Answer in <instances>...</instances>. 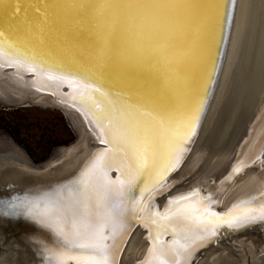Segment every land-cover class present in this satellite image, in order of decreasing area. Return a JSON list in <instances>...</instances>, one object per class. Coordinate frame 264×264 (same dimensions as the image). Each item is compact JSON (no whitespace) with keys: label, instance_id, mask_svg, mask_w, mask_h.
<instances>
[{"label":"bare ground","instance_id":"6f19581e","mask_svg":"<svg viewBox=\"0 0 264 264\" xmlns=\"http://www.w3.org/2000/svg\"><path fill=\"white\" fill-rule=\"evenodd\" d=\"M233 8L234 10L231 20V29L227 44L225 46L226 50L222 60V64L219 68V74L217 77L218 79L214 88L213 96L211 98V108L208 111L207 117L203 124V128L201 129L196 141H193L190 147V153L187 158L188 160L190 159V162L182 164V167H188L189 169L191 166L192 172L189 173L199 176L197 178L199 179L198 186L204 185L206 187V182L211 179L210 177L221 173L223 169L232 161L234 150L236 149L239 141L244 137L245 133H247V131L254 130L256 134L259 128H261V120H264V0H234ZM23 16V13H21V18ZM72 20L75 22H72ZM78 20L79 22L77 23L76 18H71V22L70 20H68V23L66 24H77V26H83V32L78 35V38L74 39L76 40V44L75 42H64L63 40L60 42L63 43L62 45L64 46L60 47L58 44H52V42H43L42 40L43 38H45V36H34L32 34L33 30L28 32L30 30L28 27V22L24 23L25 28L20 31V33L23 32V36H20V40H22L24 43H29L30 46H35L37 48L36 50H43L46 52V56L44 55L42 58L51 60L52 62L48 63L53 65V67H50L51 69L49 70V72H53L54 69L57 70V67L65 69L69 67H78L76 62L72 63L73 53L75 52L76 54H79V52H86V50L91 51V46L88 45L93 39L92 32L88 23L86 21L82 22L81 19ZM213 25L214 23H212V26ZM32 26L35 32H39V24L33 23ZM57 27H59V25L55 28ZM77 31L78 30H76V32ZM219 32L220 28L218 27L217 31L215 32L214 30H209L208 33L212 34V37H210V39L208 40V43L206 44L207 47L204 46L202 48V53L200 52L201 54H199L200 56L202 55V59L200 58V61L194 60L198 55L190 59L188 64L183 69L182 77L179 80V83H177L175 78H173L172 82L169 83L168 77L165 76V72L167 71L165 68H154L150 71L151 74L147 78L142 79V82L145 81L144 84H147L145 86V91L142 92L140 91V88H136L134 86L129 94L135 95L136 93L152 92L162 97L165 101H167L168 97L175 98L177 97V95H180L182 97L186 96L187 99L192 103H199L203 93L205 92L204 84L207 80L208 70L211 69V71H213V62H211L210 60V62L207 61L208 53L210 52L211 55L215 53L216 60L217 48L215 49V43L212 39L214 35H219ZM82 34L85 35L81 36ZM21 45L22 47H27L23 45V43H21ZM54 53L58 54L55 55ZM61 59L64 60L60 61ZM190 62H192L193 64H191ZM208 63L209 65H207ZM14 64L17 66H15ZM113 64V73L109 76V82H116L118 78H120V75H118L119 73H121L122 75L125 74L122 71L121 67L127 69L130 67H134L120 63ZM6 65H14L15 71L13 73L15 74V77L10 75L9 78L5 79L6 81L0 80L3 83L2 85H6L7 87L13 86L15 89H18L20 91L29 89L28 87L33 88L34 90L36 89L40 91H50L55 96V99H58L64 105L69 104L75 109V112L70 113L72 121L76 123L78 129H80L82 133L86 132L88 135H90L87 140L90 145L91 139L93 141L103 142V145L100 147L91 146L89 148V151L83 155L81 161L75 165L74 174L61 175L59 176V178L55 177L48 180L47 183H40L47 187H50L51 189H54L52 191L51 189L46 191V187H41L43 191H39V189L37 191H32L31 198L27 202V205L24 207L25 209H23V211L25 210V215L29 218H32L37 224L36 229H34L35 238L36 241L41 243L39 245L45 248L43 252L44 257L39 258L34 254L32 255L33 258H35L34 264H79L81 262L75 263V259L89 255L90 253L86 252L84 254H81L80 256H75V254L70 252L71 250H68L69 252L67 250H61L63 251L61 252L60 248L62 249L63 247L57 246V248H52L50 241L62 235L64 237V239L62 240L64 241V243L75 246L76 243H78L80 235H87V232L93 229L94 221L90 217V215L94 211L92 205L98 196H104L103 191H106L104 187V181L103 179H97L93 181L86 192L83 190V186L79 184L78 181L80 180L81 174L91 165L92 161L100 153H103L111 146L108 143L107 136L104 134L100 125L95 121L88 107L82 103L77 102V100H75L76 102L70 101V99L75 95L79 96L82 90L80 88L76 91L73 88L72 84L69 83V81H73V83H80L79 81H77V78L68 75L67 72H61L60 75H58V77L60 76V79H58L57 82H53V80H51L52 78L46 76H43V79H40L37 73H35L33 77L28 81L24 80L23 73L25 71V67H28V65H26L25 63L20 64V66L16 63L11 64V61L7 57V53L0 55V74H6V72L2 71L3 66ZM128 72H130V69L128 70ZM55 76L56 75H54V77ZM131 80L138 81L134 79ZM109 82H105V86L107 88L112 87ZM127 82H130V80H126V83ZM63 85H66L65 94L61 92V86ZM53 89H55L56 91H54ZM122 89L124 90H122L120 93L127 92L126 87H122ZM198 94H202L200 98ZM0 96L5 99L9 97L5 89L1 86ZM19 97L21 99H26L24 95H20ZM124 97L127 98L128 96ZM39 98H43V96H39ZM45 98L50 97H44L43 99ZM254 111L255 113L252 120H249L250 123L248 122L249 124L244 127L243 131L239 134L236 143L233 146L232 142L237 137L243 122ZM253 120L256 124L253 123L252 125ZM184 146L186 147V145H182L183 149L185 148ZM7 155L8 153L5 151L0 152V160L8 157ZM57 160L58 158H52L49 161V165L57 162ZM6 161L10 163L15 161L17 163L19 162L18 164L20 165H26L25 160L22 161L6 158ZM122 162L123 159L121 155H116L111 161V167L115 168V178L120 175V165ZM75 163L76 162H74L72 165H74ZM179 164L180 162L176 164V167H178ZM105 171L106 169L104 170V172ZM171 171L165 173L163 178L160 179L158 183H155L149 188L150 190H148V194L144 198H141L136 209L137 215H141L143 217L147 216V219L150 220L152 218L154 209L157 208V203L161 195L165 200L162 210H160L159 212L163 213L166 209H168L170 200H174L181 194H188L190 192L188 189L193 188V186L196 185V179L189 178L185 182L184 180L186 179V177H184L182 186L178 188L179 190H173L176 187L178 181L182 180L183 177H175L177 171L173 173H171ZM105 173L106 176H110L108 171H106ZM167 175L169 177L164 180ZM206 175H208V177ZM202 176H206L207 179L205 181L202 180ZM74 177L77 179V185H74L72 182ZM258 177V174L255 175L253 173H243L239 178H237L238 181H235L234 183L231 182L226 187L224 192L220 195V198L218 200L220 208H224L227 205L231 207L235 203V205H238V202L243 198L251 196L249 195L250 192L254 189L255 185L258 186L259 184ZM143 186L144 182L141 187ZM34 187H36V185H27L25 186V189ZM170 189H172L171 193H173L171 197H168V195L171 194L169 193ZM196 190L201 194V191L198 187L196 188ZM107 191H109V193H112L111 190ZM111 193L107 195L104 203L105 208L109 213L129 212L130 216L134 214L132 208H123V205L128 204L127 201L121 200V202L119 203V201L115 197L114 199L112 198L113 196ZM43 195H45V197H43ZM262 196H264V194ZM262 196L254 200L246 201H251L252 206L255 207L258 203L264 201V199L261 198ZM38 198L42 199V202L39 203L33 200ZM130 198L133 200L134 196ZM154 206L156 208H154ZM227 213L228 212H226L225 214ZM130 219L131 218H129V220ZM79 221H81L79 227H76V229H74V222L77 225ZM137 221L140 222V220H136V222ZM85 224L89 226L87 229L84 227ZM217 224L219 225L225 223L219 222ZM126 227L128 228V230L124 231V236L121 240V247L119 246L115 253L116 262L129 234V231L132 228V224H120L121 230ZM175 227L177 228V232L174 235L180 237L183 233V238L180 241H182L184 244L193 246H196L197 244L203 245L206 244L210 239V229H208L207 231L200 229V231H204L202 235L196 234L195 231L197 229H194L186 236L183 231H180L181 226L179 224L175 225ZM139 228L140 229H138L137 233L132 236L130 242L128 243V246L126 247V252L124 253L125 261L123 264H165L166 262L172 263L174 261V257L179 254L177 252H180V250L178 249L179 247L177 246V244H175L177 242V239H175L174 241L172 240L173 242L165 241L163 244L156 245L159 243L155 244L152 241L153 237L151 235H154V233L159 229H154L151 224L149 225V223L146 222H141ZM172 228L173 226L169 225L167 231L169 232V230ZM170 231L173 232L172 230ZM28 233L29 232H22L20 234V237L23 238ZM197 236L202 237V239H195V237ZM118 237L119 234L116 232L115 239L112 241V245L107 251L108 261L112 260L110 252H112L113 247H117L119 242ZM154 237L156 236L154 235ZM26 239L28 240L29 244L38 247V242L34 241V239L31 238L30 234L26 237ZM145 240L147 242L137 248L138 245L142 244ZM236 241L241 242L240 239L235 240L234 242ZM261 246L264 248V244ZM129 249L131 251H128ZM149 249H152V251L150 252ZM192 252L193 251L190 249L189 254L183 252V255H181L189 257ZM61 256L63 257V259H65V256H69V258L66 261L58 262V257ZM2 257H4L3 264H9L7 261V255L3 254ZM139 258L141 259L138 260ZM245 262L246 264H249V261H246V259ZM262 262H264L263 258ZM190 264H192V260L190 261ZM199 264H215L214 258L208 254V257L201 260Z\"/></svg>","mask_w":264,"mask_h":264},{"label":"snow or ice","instance_id":"6c2138e0","mask_svg":"<svg viewBox=\"0 0 264 264\" xmlns=\"http://www.w3.org/2000/svg\"><path fill=\"white\" fill-rule=\"evenodd\" d=\"M208 7L206 0H0V29L5 23L9 27L19 24L21 13L28 9L40 20H48L57 12L75 13L91 29V44L98 50L95 63L87 67H57L58 71L67 72L80 82L78 87L82 90L74 99L88 107L111 146L81 174L78 183L85 192L93 181L103 179L106 191L118 193L124 199L136 182L142 180V197L176 164L182 145L195 132L203 99L192 103L186 96L177 95L165 101L152 92L125 98L105 86L104 69L113 63L165 68L169 83L173 78L179 83L184 67L199 54L197 36ZM213 7L221 36L226 38L225 17L230 21L231 12L227 6L222 7L219 0ZM4 37L5 33L0 31V55L7 53L10 58L16 57L40 71L53 67L35 50L15 42L6 43ZM212 59V68H215V53ZM211 80L212 71L209 69L204 84L205 95ZM116 155L123 159L120 165L123 179L118 177L111 181L104 170L111 167ZM138 204L139 198L134 211ZM256 220H264V204L257 208L251 201H242L227 214L219 215L209 211L203 202L194 198L193 193L170 200L168 209L163 213L153 211L152 218H146L144 222L165 231L169 225L179 224L180 231L187 236L194 229L207 231L219 222L239 226ZM76 227L74 222L73 228ZM84 227L87 229L89 226L85 224ZM172 230L174 234L177 232L175 226ZM159 234L157 231L154 243H159ZM108 239L103 234V226L88 231L77 247L90 254L77 259L83 264H109V245L105 243ZM176 243L179 244L178 241ZM179 246L181 249L189 247L188 244ZM62 260V256L58 257V262Z\"/></svg>","mask_w":264,"mask_h":264},{"label":"water","instance_id":"95a60500","mask_svg":"<svg viewBox=\"0 0 264 264\" xmlns=\"http://www.w3.org/2000/svg\"><path fill=\"white\" fill-rule=\"evenodd\" d=\"M216 0H206L207 5L209 6L207 10L204 13V19L201 21L200 28H199V33L197 36V41L199 45V54L202 53V48L206 46L208 43V40L210 37H212V34L208 33L209 30H214L217 31V27L220 28L219 22L215 18V11H214V4ZM221 6H227L228 10L231 12V20H232V15H233V10H234V0H219ZM223 2V3H222ZM27 7V5H25ZM23 17L21 18V22L19 24L13 25L11 27L8 26L7 23L4 24V27L0 29V31H3L5 33L4 40L5 42H15L18 45L22 46L23 45L27 46L28 49L35 50V52L41 57L44 55L46 56L45 51H39L36 50L37 48L35 46H30L29 43H24L22 40H20V36L22 35L23 32L20 33L22 29L25 28L24 23L28 22L29 23V31H32V34L34 36L40 35V36H45L43 38V42L51 43L54 45H62L60 41L64 42H75L76 44V38H78V35L83 32V26L77 24L73 25H66L68 23V20L71 22V18H76L77 23L79 22L78 16L76 14H73L71 12H57L49 17L48 20H40L37 19V16L31 12L30 9L27 10V12H22ZM23 19V20H22ZM231 20L229 21L227 17H225V34L226 38L224 36H221V31L219 32V35H214L213 41L215 43V49L217 50L216 54V60L215 64L216 67L213 68L212 71V80L211 82H208L207 84V95H205V92L202 94H198L199 98L202 95L203 98V105L201 108L200 116H199V121L196 125V130L193 135H191L186 143V147L179 153L178 159L176 161V164L180 162L178 167H176V164L174 165L171 173L177 171L175 174L176 176L183 177L182 180H179L178 183L176 184V187L173 190H179L178 188L182 186V182L184 180V177L186 179L184 180L185 182L189 178H194L196 179L197 183L196 185L193 186V188H189L188 190L190 191L188 194H181L177 197L180 196H190L193 195L194 193V198L196 200H199L204 203V206L212 212H216L219 215L225 214L226 212H229L230 209L233 208V206L229 207L227 205L224 208H220V204H218V200L220 198V195L224 192L226 187L231 183L238 181L237 178H239L243 173H249V174H258V181L259 184L258 186L255 185L254 189L250 192L247 198H243L241 201L238 202L240 204L242 201L246 200H254L264 194V120H261V128H259L258 132L255 134V131L250 130L245 133L244 137L239 141L236 149L234 150L233 156H232V161L223 169L221 173L218 175H213L210 177L206 183L207 186L205 187L204 185L198 186L199 182L197 179L199 176L192 175L189 172H192V167L190 166V169L188 167H182L183 163H189L190 159L188 160V156L190 153V147L193 143L195 142L201 129L203 128V124L205 122V119L207 117L208 111L211 108V98L213 96L214 88L217 82V77L219 74V68L220 65L222 64V60L225 54V46L227 44L228 38H229V33L231 29ZM72 22H75L72 20ZM39 24V32H35L33 29L32 24ZM212 23L214 25L212 26ZM55 28L56 26H58ZM62 27V28H61ZM73 28V29H72ZM76 30H78L76 32ZM75 32V33H74ZM41 33V34H40ZM215 34V33H214ZM85 34H82L83 36ZM23 36V35H22ZM80 36V37H81ZM73 37V40H72ZM79 37V38H80ZM25 38V36H24ZM61 39V40H59ZM207 41V42H206ZM88 46H91V51H83L79 52V54H76L75 52L73 53V62H76L78 67H87L91 66L92 64L95 63L96 56H97V49H94L92 44L90 43ZM207 47V46H206ZM35 48V49H34ZM201 52V53H200ZM57 55L58 53H54ZM193 56L192 58L195 57L194 60H199L200 58L202 59V55L200 56ZM8 59L11 61V64L16 63L20 66V64L25 63L28 65V67H25V71L23 73L24 80H29L33 77L35 73L40 77V79H43V76L46 77H52L51 80L53 82H57L58 75H60L61 71H58L54 69L53 72H49L51 69L50 67L45 68L43 71H40L36 66L31 65L29 63H26L24 61H18V58L16 57H9L7 54ZM191 58V59H192ZM47 62H52L49 59H45ZM64 59H61L60 61H63ZM212 61V55L209 52L208 53V60L207 61ZM198 61V62H199ZM209 61V62H210ZM70 63V62H69ZM193 64L192 62H190ZM195 63V62H194ZM86 64V65H85ZM15 65V64H14ZM14 65H6L3 66L2 71L6 72V74H0V80L6 81L5 79L9 78L10 75L15 77V74L13 73L15 71ZM61 65V64H57ZM209 65V63L207 64ZM17 66V65H15ZM22 66V65H21ZM68 66V65H67ZM113 66L114 64H111L110 66H107L104 69V76H105V82H109L110 80V75L113 73ZM122 71L125 73L122 75L119 73L120 78L116 82H109V84L112 87H108L109 89L111 88V91L114 93H120L122 90V87H126V93H121L123 96H130V91L131 89L135 86L136 88H140V91L144 92L145 91V86L147 84H144L145 81L142 82V79L147 78L151 73L150 71L154 68H148L147 66H134L130 68H124L121 67ZM130 69V72L128 70ZM137 72V73H136ZM56 73V74H55ZM136 73V74H134ZM65 74V73H64ZM54 75H56L54 77ZM138 78V79H137ZM138 80V81H133ZM126 80H130V82L126 83ZM78 81V80H77ZM205 81V80H204ZM1 82V81H0ZM138 82V84H137ZM3 83L1 82L0 86L5 89V91L8 94V98L5 99L0 96V102L2 104L4 103L7 107L13 109L17 108L20 106H31V105H40V106H52L56 107L64 112L66 117L68 118L71 126L73 127L75 133H76V138L74 141H70L67 144H61L57 145L52 151L51 154H49L45 159L40 160V161H35L33 160L27 153L26 151L19 146L17 143L16 145L19 146L26 154H24L22 151H19V149H16L14 147L9 146L6 148H0V152H7L8 157H5V159L0 160V264H3L4 257H2L3 254L7 255L8 258V263L9 264H34L35 263V258H33V254L39 258L44 257V250L45 248L39 244L38 241H36L35 238V231L37 224L32 218H29L25 215L23 209L27 205V203L21 204V201H26L28 202L31 198L32 191H43L41 187H46L47 190H50V187H47L43 184L40 183H47L48 180L53 179L55 177L61 176V175H71L75 173V165L81 161L83 155L89 151V148L91 146L94 147H100L102 146L103 142L99 141H93L91 139V145L87 142L88 138L90 135H88L86 132L82 133L80 129H78L76 123L72 121L71 112H75V109L68 105H64L61 103L58 99H55L53 93L50 91H40V90H34L33 88L28 87L29 89H25L23 91H20L18 89H15L13 86L7 87L6 85H2ZM73 88L77 91L80 89L78 87V83H71ZM46 85V84H45ZM47 86V85H46ZM50 87V86H49ZM61 92L65 94V87L66 85L61 86ZM56 91L55 89H53ZM202 93V92H201ZM24 95L26 99H21L19 96ZM39 96L44 97H50V98H39ZM75 95L74 97H76ZM72 97L70 101L76 102ZM21 99V100H19ZM255 111L252 112L247 119L243 122L242 127L235 138V140L232 142V145L236 143V140L239 136V134L243 131L244 127L250 123V121L253 118ZM250 120V121H249ZM249 122V123H248ZM256 124L254 120L252 121V125ZM8 137L12 140L13 138L8 135ZM232 146V147H233ZM68 148V149H67ZM67 149V150H66ZM6 158H11L14 160H25V166L20 165L17 162L13 161L12 163L7 162ZM52 158H58L57 162L49 165V161ZM74 162H76L74 165H72ZM199 169V168H198ZM238 169V170H236ZM106 171L109 172V177L107 178L111 181L117 180L119 177L121 180L123 179L122 176H118L115 178V168H106ZM105 171V172H106ZM170 172V171H169ZM167 173V172H166ZM170 173V174H171ZM213 174V173H212ZM202 175V174H201ZM208 177V175H206ZM202 176V180H206L207 177ZM169 176L167 175L165 179H167ZM193 179V180H194ZM260 179V180H259ZM74 185H77V179L74 177L72 180ZM232 183V184H233ZM143 184L142 180H138L136 182V185L129 191L128 197L121 199L118 193H115L112 191V198L114 197L121 202L127 201V205H123V208L129 207L132 208V211H134V205L136 204L137 198H139V201L141 198L145 197L148 194V191L141 197L140 196V188L141 185ZM167 184V183H166ZM165 184V185H166ZM27 185H36L34 188H28L25 189V186ZM199 188L201 191V194L199 191L196 190V188ZM54 188L51 189V191ZM150 190V189H149ZM172 189L169 190V193H171ZM257 191V192H256ZM109 191H103V195L98 196L94 203H93V208L94 211L90 215L92 220L94 221V227L98 228L100 226H103V234L105 236H108L109 239L105 241L106 244L109 245L108 249H110L112 245V241L115 239V234L116 232L119 234V242L117 247H113L111 254L112 260H109V264H123L124 263V253L126 252V247L128 246V243L130 242V239L132 236L137 233L139 228L140 223L144 222V220L147 218L143 217L141 215H137V207H135L134 214L131 216L129 215V212H118V213H109L107 209L105 208V200L108 194H110ZM173 193V192H172ZM172 193L168 195V197L172 196ZM43 194V193H41ZM134 196V199L132 200L130 197ZM45 197V195H43ZM176 197V198H177ZM175 198V199H176ZM36 202H42V199H33ZM164 198L161 195L158 203H157V208L154 206V211L157 210L156 212H159L162 210L163 203H164ZM261 204H264V201L258 203L255 207H259ZM122 214V215H121ZM129 218H131L129 220ZM81 219V217H80ZM136 220H140V222H136ZM136 222V223H135ZM81 221L78 222L77 227H79ZM132 224V228L129 231V234L126 238V241L119 253L117 262L115 258V253L119 246L121 247L122 244V238L124 236V231L128 230V228H124L121 230L120 224ZM150 225V224H149ZM177 225V224H175ZM175 225H170V226H175ZM147 227V225H146ZM49 228V227H48ZM171 228V227H170ZM209 232H214V235H211L210 233V239L206 244L199 245L197 244L196 246L189 245L187 249L182 250L179 245H183L184 243L180 241L183 238V233L182 236L178 237L174 235L173 232H171L170 229L169 232L164 229H159V244H163L165 241H171L173 242L175 239L179 242L177 246L179 247L178 249L180 252L176 257H174V261L172 263H165V264H190V261L192 260V264H199L201 260L206 259L208 257V254L214 258V255L218 252V258L217 260L214 258L215 264H222L223 262H228L229 264H235L236 261L239 263V256L236 254L235 249L233 248L236 246L239 241L234 242L235 240H244V239H249L253 241L259 248L258 252H256V255L258 256L257 261L255 263H251L248 258H245L246 261H249V264H264L262 262V258L264 259V248H261L264 244V220H256L255 222H248V223H240L239 226H236L235 224L233 226H229L227 223L225 224H216L214 228H209ZM173 231V230H172ZM22 232H29L26 236L23 238L20 237V234ZM196 234L202 235L204 231H200V229H197ZM30 234L31 238H35L34 241L38 242V247H35L32 244H29L28 240L26 237ZM156 236V232L154 233ZM154 235H151L153 237V242L155 240ZM86 237V235L82 234L80 235L78 239V243H76L75 246L69 245L64 243L62 241L64 237L58 236V238L51 240V247L52 248H57L63 247L61 250H71L75 256H80L81 254L86 253V251L81 250L80 248L77 247V245ZM170 238V240H169ZM173 240V241H172ZM146 240L143 241L142 244H139L137 248H139L140 245H143ZM252 243V242H251ZM116 245V244H115ZM190 249L193 251L189 257H186L183 255V252H186L187 254L190 253ZM128 251H131L130 249ZM245 251V250H244ZM63 252V251H61ZM69 252V251H68ZM182 254V255H181ZM229 254V255H228ZM233 255H236V261L233 258ZM60 256V255H59ZM69 258V256H65V259L62 261H66ZM139 258L138 260H140ZM186 260V261H185ZM81 262V263H79ZM75 263L83 264V261L79 259H75ZM242 264V263H240ZM243 264H246L243 263Z\"/></svg>","mask_w":264,"mask_h":264},{"label":"rangeland","instance_id":"374dc122","mask_svg":"<svg viewBox=\"0 0 264 264\" xmlns=\"http://www.w3.org/2000/svg\"><path fill=\"white\" fill-rule=\"evenodd\" d=\"M11 110L0 102V148L12 145V147L26 154L19 147L21 146L31 155L33 160L37 161L51 154L57 144L74 141L76 138V133L68 118L62 110L56 107L31 105L17 107L14 109L15 111ZM7 125L12 126L14 141L8 137L4 130ZM237 243L233 248L239 256V263L235 259L237 258L236 255L235 257L233 255L235 264L245 263V258H248L251 263H255L258 258L256 252L260 248L249 239ZM218 257L217 252L214 258L217 260ZM222 264L229 263L223 262Z\"/></svg>","mask_w":264,"mask_h":264},{"label":"trees","instance_id":"16d2710c","mask_svg":"<svg viewBox=\"0 0 264 264\" xmlns=\"http://www.w3.org/2000/svg\"><path fill=\"white\" fill-rule=\"evenodd\" d=\"M14 109H16V108H13L11 111H15ZM4 130L6 131V133L10 136V137H12L13 138V140H14V137H13V135H12V126L11 125H7V126H5V128H4ZM70 142V141H69ZM69 142H66V143H61V144H67V143H69ZM61 144H57V145H61ZM56 145V146H57ZM24 149V148H23ZM25 150V149H24ZM26 151V150H25ZM26 153L29 155V153L26 151ZM30 157H31V155H29ZM32 158V157H31ZM46 158V157H45ZM44 157L43 158H41L40 160H43V159H45ZM33 159V158H32ZM40 160H37V161H40Z\"/></svg>","mask_w":264,"mask_h":264}]
</instances>
